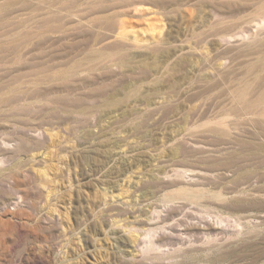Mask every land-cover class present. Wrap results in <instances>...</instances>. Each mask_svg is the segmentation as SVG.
Instances as JSON below:
<instances>
[{"label":"rangeland","instance_id":"rangeland-1","mask_svg":"<svg viewBox=\"0 0 264 264\" xmlns=\"http://www.w3.org/2000/svg\"><path fill=\"white\" fill-rule=\"evenodd\" d=\"M0 264H264V0H0Z\"/></svg>","mask_w":264,"mask_h":264}]
</instances>
